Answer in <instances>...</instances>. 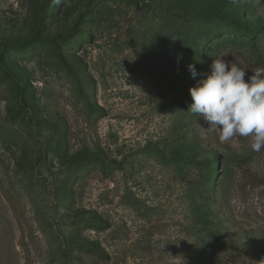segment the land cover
I'll return each mask as SVG.
<instances>
[{
    "label": "rangeland",
    "instance_id": "1",
    "mask_svg": "<svg viewBox=\"0 0 264 264\" xmlns=\"http://www.w3.org/2000/svg\"><path fill=\"white\" fill-rule=\"evenodd\" d=\"M223 54L264 0H0V264H264V148L188 110Z\"/></svg>",
    "mask_w": 264,
    "mask_h": 264
},
{
    "label": "clouds",
    "instance_id": "2",
    "mask_svg": "<svg viewBox=\"0 0 264 264\" xmlns=\"http://www.w3.org/2000/svg\"><path fill=\"white\" fill-rule=\"evenodd\" d=\"M226 57L214 58L203 75L194 64L188 65L192 78L200 76L189 88L188 110L218 130L221 142L250 138L251 150L259 152L264 148V69L252 70L245 79L246 69Z\"/></svg>",
    "mask_w": 264,
    "mask_h": 264
},
{
    "label": "trees",
    "instance_id": "3",
    "mask_svg": "<svg viewBox=\"0 0 264 264\" xmlns=\"http://www.w3.org/2000/svg\"><path fill=\"white\" fill-rule=\"evenodd\" d=\"M234 25H236V27L241 28L244 32H246V36L249 39H252L255 36V33L257 32V30H253L252 28H247L244 26H241L240 24H238L237 22H233Z\"/></svg>",
    "mask_w": 264,
    "mask_h": 264
}]
</instances>
